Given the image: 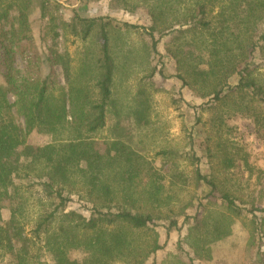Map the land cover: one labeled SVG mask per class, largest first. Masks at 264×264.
I'll use <instances>...</instances> for the list:
<instances>
[{"label": "trees", "instance_id": "16d2710c", "mask_svg": "<svg viewBox=\"0 0 264 264\" xmlns=\"http://www.w3.org/2000/svg\"><path fill=\"white\" fill-rule=\"evenodd\" d=\"M173 1L144 0L151 21L145 29L152 40L155 32L173 34L167 53L176 61L174 76L203 100L202 112L218 107L226 120L229 105L237 113L252 110L255 103L264 105V84L249 77L250 58L264 44V0ZM131 6L130 0L110 1L113 10L130 12ZM62 7L53 0H0V48L9 64L7 86H0V264H144L162 248L156 221H168L167 233L177 229V217L163 215V210L182 186L194 183L199 189L208 185L210 194L219 191L193 149L199 117L186 129L189 150H160L162 170L155 167L141 154L139 134L151 120L144 91H137L126 111L113 98L117 66L112 31L131 32L137 25L110 15L84 17L78 11L66 20ZM63 36L84 43L95 36V59L74 67L68 49L60 47ZM16 57L21 68L13 66ZM235 75L239 79L232 83ZM109 117L111 139L100 151L96 137ZM34 132L46 135L47 142L29 143ZM180 158L189 161L193 176L177 168ZM230 162L222 160L227 167ZM108 172L114 181L105 178ZM118 182L124 187L116 188ZM138 185L144 188L139 195ZM35 188L48 201L28 229L27 199L21 191ZM82 191L92 203L89 217L67 210L69 194ZM221 197L241 214L230 193ZM3 209L9 211L8 219ZM190 218L196 230L199 219ZM263 225L256 222L254 232ZM140 233L147 235L143 243ZM71 253L81 257L71 258ZM253 264H264L262 245Z\"/></svg>", "mask_w": 264, "mask_h": 264}, {"label": "rangeland", "instance_id": "374dc122", "mask_svg": "<svg viewBox=\"0 0 264 264\" xmlns=\"http://www.w3.org/2000/svg\"><path fill=\"white\" fill-rule=\"evenodd\" d=\"M77 1L69 0L62 4L61 13L66 20L75 11L84 17L101 15L99 11L95 12L96 4H92L90 0L81 3ZM130 1L132 11L115 10L113 16L138 27L131 32L112 31L111 50L117 66L113 98L117 108L126 111L137 91H144L150 104L151 120L149 126L139 134L144 147L141 154L161 170L163 163L156 152L167 148L188 151L190 147L185 136L186 129L199 117V123L193 129V149L200 158L203 173L214 176L219 189L210 194L208 185H203L200 189L194 183L182 186L185 189L177 193L170 208L166 206L168 209L163 210V215L177 217V229L167 233L168 221L162 218L156 221L157 240L162 248L150 254L144 264H253V254L260 245L264 247V225L260 232H254L256 222L264 221V105L255 103L252 105L254 109L238 113L233 105H229L230 107L225 108V114L230 115V118L226 120L224 117L220 118L218 107L202 112L203 100L174 76L176 61L167 53V49L173 44V34L160 37L155 32L152 40L148 29H145L151 21L144 0ZM155 2L156 0H151L152 4ZM172 4H175L173 0ZM34 40L36 44L39 42L37 34ZM60 43L62 49H68L76 68H80L84 61H92L97 55L95 36L86 43L63 36ZM250 61L249 77L264 84L263 43ZM6 63L8 62L0 48L1 87L7 86L5 74L9 64ZM13 66L22 67L18 57ZM58 74L64 83L60 68ZM238 79L239 76L235 75L231 82L235 83ZM10 99L13 101L11 95ZM111 126L112 120L109 117L107 128L96 137V146L100 151L105 150L111 139ZM28 142L42 145L47 142V137L43 133L34 132L29 136ZM224 157L230 159V167L222 163ZM176 166L193 176L189 161L180 158ZM107 177L114 181L112 172H108L105 178ZM119 182L116 188H123V184L120 185ZM37 189L21 191L27 199L28 229L48 201ZM143 189V186L138 185L135 193L138 192L139 195ZM85 192L69 194L67 210L89 217L92 203L83 196ZM222 192L233 196L242 209L241 214H236L227 207L222 201ZM2 216L8 219L9 211L3 209ZM192 216L199 219L196 230L191 229L195 225L190 218ZM146 236L145 233H140L139 242H145ZM76 256L81 257V254H70L71 258Z\"/></svg>", "mask_w": 264, "mask_h": 264}, {"label": "crops", "instance_id": "0c3cea01", "mask_svg": "<svg viewBox=\"0 0 264 264\" xmlns=\"http://www.w3.org/2000/svg\"><path fill=\"white\" fill-rule=\"evenodd\" d=\"M84 0H78L77 2H83ZM110 1L111 0H90L92 4H96L94 7L95 12L99 11L101 16L102 15H110L114 16L115 10L110 8Z\"/></svg>", "mask_w": 264, "mask_h": 264}, {"label": "water", "instance_id": "95a60500", "mask_svg": "<svg viewBox=\"0 0 264 264\" xmlns=\"http://www.w3.org/2000/svg\"><path fill=\"white\" fill-rule=\"evenodd\" d=\"M53 1H56V2H58V3H60V4H65V3H67L69 0H53Z\"/></svg>", "mask_w": 264, "mask_h": 264}]
</instances>
